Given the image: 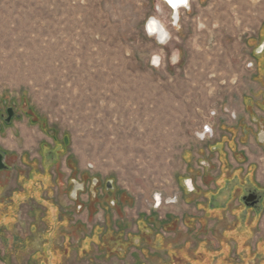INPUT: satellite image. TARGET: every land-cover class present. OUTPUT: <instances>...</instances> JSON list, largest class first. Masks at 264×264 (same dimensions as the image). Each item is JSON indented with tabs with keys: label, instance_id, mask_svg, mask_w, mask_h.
Wrapping results in <instances>:
<instances>
[{
	"label": "rangeland",
	"instance_id": "rangeland-1",
	"mask_svg": "<svg viewBox=\"0 0 264 264\" xmlns=\"http://www.w3.org/2000/svg\"><path fill=\"white\" fill-rule=\"evenodd\" d=\"M187 9L174 26L160 0H0V111L31 107L47 123L18 111L0 130V264H264V209L244 229L255 212L240 191L186 184L187 151L209 144V124L259 118L264 133L261 110L235 111L250 94L264 105V0ZM152 16L164 44L146 30ZM262 137L247 169L264 184ZM57 144L45 169L41 146Z\"/></svg>",
	"mask_w": 264,
	"mask_h": 264
},
{
	"label": "crops",
	"instance_id": "crops-1",
	"mask_svg": "<svg viewBox=\"0 0 264 264\" xmlns=\"http://www.w3.org/2000/svg\"><path fill=\"white\" fill-rule=\"evenodd\" d=\"M181 12L182 10L178 11L179 17L177 20V24L172 22L174 26L178 25L181 17L180 16ZM152 17L155 18L154 16ZM170 17L171 20H173L171 15ZM160 23L163 25L161 21ZM157 59L160 62L162 57L157 56ZM171 61L173 64L177 63L179 61L178 54L174 55L171 58ZM150 65L154 66L153 64ZM248 96L249 97L252 96V98L254 97V102L251 103V100L249 101L244 99L242 101V105L239 106L240 109L235 110L238 114H242L241 111L247 112V109L249 108L252 111H255L253 109L257 108L256 105H257L258 97L255 94H250ZM212 107L213 104L207 106L206 107L207 111ZM251 110L249 112H252ZM237 117L239 118V116L235 115L232 117L233 119H231L230 121L220 122V125L218 126L216 125V127L215 126L213 127L212 124H209L211 130V133L209 134L210 137L208 139L210 140L209 144L205 148H203L202 145L196 147H190L189 150L187 151L190 155L189 160L192 162L191 167H193L196 170L194 176L189 174L186 179V181L189 183V184L187 183L189 191L199 192L201 190V192H211L215 186L214 183H217L216 186H222L224 183H226L224 187L225 192L226 191L233 192V187L236 184L237 180L238 179L245 180L246 177L249 176L247 164L249 162L256 163L257 162L256 157L260 155V151H259L260 143H258L256 140V132L258 130V125L256 123L255 118L249 121L246 120L244 116L242 120H237ZM223 129L228 130L229 132L221 131ZM230 129L233 131H231ZM199 133L200 132H197L195 135L198 140H201V136L200 135H199L200 137L198 136ZM224 133L227 135H224ZM251 134L255 136L254 137L255 141L252 139ZM220 159L222 161L228 162L231 165V169L228 168L227 173L226 171L225 173L221 171L220 174H217L218 172L217 169L219 170ZM209 161L211 163L216 162L218 163V165L214 168H210L208 167V165L210 166ZM198 164L201 165L203 168L200 167ZM235 167H239V168H235ZM251 177H256L257 179V176H255V174L254 176ZM233 178L235 179L233 180Z\"/></svg>",
	"mask_w": 264,
	"mask_h": 264
},
{
	"label": "flooded vegetation",
	"instance_id": "flooded-vegetation-1",
	"mask_svg": "<svg viewBox=\"0 0 264 264\" xmlns=\"http://www.w3.org/2000/svg\"><path fill=\"white\" fill-rule=\"evenodd\" d=\"M162 1V0H160ZM163 2V1H162ZM165 4V6L169 9L170 11V15L172 16V10L171 8L166 4V2H163ZM189 3L190 0H188L187 3V7H177L176 11L178 12L181 9H187L189 8ZM179 17V16H178ZM153 20H155L156 22H158V24L160 25L161 29L165 32L168 33V31L164 28V26L160 23V21L156 18H153ZM173 21V20H172ZM177 24V22H176ZM169 36V33H168ZM154 37L159 40H161L160 35H158L157 33L154 34ZM154 60V59H153ZM159 64V63H158ZM262 100L264 101V92L262 94ZM256 107L261 110L264 113V105L262 103V101L257 102ZM20 108V110H19ZM18 111H23L24 114H28L30 118H32V124H44L46 125V120H42L41 117L38 116V114L30 107L25 109L24 107H15L13 105H8L5 106L4 109L2 111H0V130L4 127V125H10L12 124V122L14 121V119H18L21 120V113ZM261 118H263L264 121V116H262ZM35 120V121H33ZM256 123L258 125V129L261 123L260 119L255 118ZM47 127H49L47 125ZM53 130V129H52ZM50 131V135L54 137V139H56V132L54 131ZM258 134V137H257ZM262 135L264 136V133L259 134V132L256 133V140L258 143H260V140L263 138ZM62 150V144L61 146L58 144L54 147H45L44 145L41 146L40 149V155H41V162L43 164V166L45 167V169L50 168L52 166V163H57L59 161V159H61L62 154H60V151ZM264 151V149H262ZM4 157V155H3ZM22 158V157H21ZM4 159V158H3ZM8 168V166L6 167V169ZM5 170V169H2ZM71 170L73 171V169L71 168ZM1 171V170H0ZM249 171V170H248ZM83 174H81L82 176ZM249 176L246 177L245 180H241L238 179L236 184L233 187V192H241L240 198H241V202L243 203V206L248 208V209H252L255 214L252 215V217H246L247 219L242 218V223H243V227L244 229L248 228L250 225L255 224L259 219H260V214L262 212V210L264 209V184L259 183L256 178L251 177L250 174L248 173ZM82 177L77 178L76 180L73 178H68V182L72 183L71 185V195H74L75 197L78 196V192L84 190L85 185H84V181L81 179ZM91 183H93L95 186L98 183V179L93 178L91 180ZM188 182L186 181V184ZM189 184V183H188ZM190 186V185H189ZM188 187V185H187ZM105 188L107 189H111L112 185L109 184V182L107 181L105 183ZM249 194H251V198L249 200H244L243 198L247 197ZM92 194H90L91 196ZM249 234V231H246L245 233H242V237L244 239H246L247 235ZM240 241V239H238ZM258 241V240H257ZM246 242L243 244L245 245ZM264 238L260 239L258 241L257 244V251L259 252H264ZM251 250V249H250ZM249 253V250H245ZM247 254V253H246ZM263 259H264V253H263ZM261 262V261H260ZM260 262H256L257 264H260Z\"/></svg>",
	"mask_w": 264,
	"mask_h": 264
},
{
	"label": "bare ground",
	"instance_id": "bare-ground-1",
	"mask_svg": "<svg viewBox=\"0 0 264 264\" xmlns=\"http://www.w3.org/2000/svg\"><path fill=\"white\" fill-rule=\"evenodd\" d=\"M187 3L188 0H186V3H181L179 4L177 7H187ZM175 7V9L177 8ZM175 18L177 19V17L175 16ZM146 30L148 32L149 35L154 36L155 33H157L158 35H160L161 40L157 39L160 43L164 44L167 39H168V33L163 31L160 27V25L158 24V22H156L155 20H153L152 18L149 19L147 25H146ZM153 63L157 64L158 63V59L157 56L154 57Z\"/></svg>",
	"mask_w": 264,
	"mask_h": 264
},
{
	"label": "water",
	"instance_id": "water-1",
	"mask_svg": "<svg viewBox=\"0 0 264 264\" xmlns=\"http://www.w3.org/2000/svg\"><path fill=\"white\" fill-rule=\"evenodd\" d=\"M163 2H166V4L171 8L172 10V19H173V22L176 23L177 20H178V12L176 11V9L174 7H172L168 0H162ZM175 16L177 17V19L175 18ZM149 21V20H148ZM148 21L146 22V25L148 23ZM3 153L0 151V170L2 169H6L7 165L5 164L4 162V159H3ZM72 197H74V195H72ZM251 198V194H249L247 197L243 198L244 200H249Z\"/></svg>",
	"mask_w": 264,
	"mask_h": 264
},
{
	"label": "snow or ice",
	"instance_id": "snow-or-ice-1",
	"mask_svg": "<svg viewBox=\"0 0 264 264\" xmlns=\"http://www.w3.org/2000/svg\"><path fill=\"white\" fill-rule=\"evenodd\" d=\"M168 2L172 7L175 8L181 3H186V0H168Z\"/></svg>",
	"mask_w": 264,
	"mask_h": 264
}]
</instances>
